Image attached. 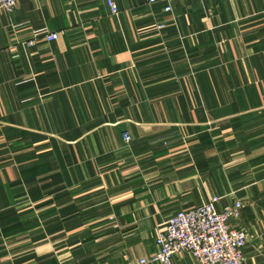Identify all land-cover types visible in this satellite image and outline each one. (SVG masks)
Listing matches in <instances>:
<instances>
[{"label":"crops","instance_id":"0c3cea01","mask_svg":"<svg viewBox=\"0 0 264 264\" xmlns=\"http://www.w3.org/2000/svg\"><path fill=\"white\" fill-rule=\"evenodd\" d=\"M115 1L0 10V264H137L214 196L264 264V0Z\"/></svg>","mask_w":264,"mask_h":264},{"label":"built area","instance_id":"2783aa9c","mask_svg":"<svg viewBox=\"0 0 264 264\" xmlns=\"http://www.w3.org/2000/svg\"><path fill=\"white\" fill-rule=\"evenodd\" d=\"M106 2L111 14L119 13L115 0ZM149 2H161L165 12L172 10V0ZM16 5L17 0H0V10L6 12H13ZM43 33L47 41L59 37L57 32ZM36 41L34 37L27 44L35 45ZM123 137L127 143L132 140L128 133ZM219 200V196H214L202 206L176 212L165 227L157 232V251L148 258L138 260L137 264H173V257L181 252L190 253L198 264H246L247 230L232 223L241 216L244 204L235 201L219 208Z\"/></svg>","mask_w":264,"mask_h":264}]
</instances>
